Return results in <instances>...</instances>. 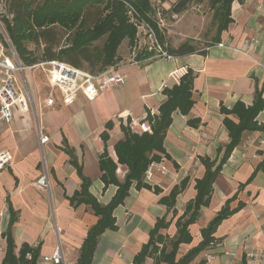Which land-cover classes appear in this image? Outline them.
I'll return each mask as SVG.
<instances>
[{
    "label": "crops",
    "instance_id": "obj_1",
    "mask_svg": "<svg viewBox=\"0 0 264 264\" xmlns=\"http://www.w3.org/2000/svg\"><path fill=\"white\" fill-rule=\"evenodd\" d=\"M231 14L220 36L216 28L212 44L193 54L129 58L120 50L117 69L125 84L95 100L79 92L65 104L55 90V105L48 107L46 77L32 83L35 110L15 107L13 120L0 122V152L11 160L0 171V264L8 236L17 257L28 247L26 257L37 251L44 264L60 246L65 264L78 263L99 221L91 204L77 203L87 199L84 185L99 205L112 202L129 174L118 146L143 134L138 123L153 133L165 91L188 73L193 106L173 113L161 150L149 154L154 161L142 182L133 180L114 209L117 228L99 237L91 264H258L250 254L264 249V106L255 118L261 129L245 130L228 156L226 121L239 124V105L264 102V0H235ZM41 134L49 137L44 145ZM45 165L49 191L37 185ZM210 172L215 178L206 188ZM224 209L228 216L210 235L220 244L199 250Z\"/></svg>",
    "mask_w": 264,
    "mask_h": 264
},
{
    "label": "trees",
    "instance_id": "obj_2",
    "mask_svg": "<svg viewBox=\"0 0 264 264\" xmlns=\"http://www.w3.org/2000/svg\"><path fill=\"white\" fill-rule=\"evenodd\" d=\"M131 1L142 16L149 17V14L152 13L148 0ZM194 1L202 2V0H179L173 4L170 11L180 14ZM210 1L212 3L214 24L217 27L219 37L222 31L232 23L231 7L235 0ZM8 5L9 10L15 14L12 23L4 20V23L9 28V38L16 49H18L17 51L22 54V57L30 65L57 60L91 73H99L108 65L113 64L122 41L128 39L130 43H133L137 34V29L128 20L123 2L106 4V0H10ZM92 11H96V13H94L95 15L91 22L88 23ZM106 11L109 12L105 15ZM84 15H86L85 24ZM32 19L37 27L32 29V34H29L25 29L33 27L31 26ZM80 19L81 23L78 24ZM153 25L162 40L159 28L154 22ZM73 29L75 30L74 36L71 37L70 31H73ZM67 33L71 37V45L60 49V43ZM29 37L33 38L36 44L43 45L42 51L37 56L25 55L26 49L23 41ZM104 37H106V41L101 48L94 45ZM196 51L198 49L194 45L186 42L179 48L172 50V53L180 56L193 54ZM193 79V75L188 73L181 78L179 85L165 91L168 99L160 107V116L152 127V134L143 133L141 136L130 134L127 140L118 146L119 161L128 166L129 174L127 182L120 185L118 193L109 205H99L86 192L88 183L84 185L83 193L84 196H87V199H80L77 203L86 202L91 204L95 214L99 217V221L90 229L77 264H91L99 237L107 229L115 230L117 228L113 211L127 197L133 180L138 181L139 184L142 182L149 165L154 161V158H150L149 154L154 150H161L165 134L172 122L173 113L177 110L182 113H188L193 106ZM263 106L264 102L260 101L252 108H245L239 105V108H241V122L235 124L231 121H226L231 136V143L226 149L227 156L240 143L241 135L245 130L261 129L257 125L255 118ZM225 161L226 159H223L218 167L219 170ZM216 172H210L207 175L206 188H208L207 185H211ZM224 210L210 225L209 230L205 234L206 240L202 243L199 250L208 247L213 248L220 244V242L210 238V235L219 222L228 216L224 213L227 210ZM7 242L8 249L3 264H39L37 251H33L32 257L29 259L26 254L31 249L25 247L20 257H17L12 237L8 236ZM143 256L144 254L141 257ZM138 264L142 263L139 261Z\"/></svg>",
    "mask_w": 264,
    "mask_h": 264
},
{
    "label": "rangeland",
    "instance_id": "obj_3",
    "mask_svg": "<svg viewBox=\"0 0 264 264\" xmlns=\"http://www.w3.org/2000/svg\"><path fill=\"white\" fill-rule=\"evenodd\" d=\"M9 1L10 0H8L7 2L8 4ZM178 1L179 0H148L149 8L151 9L150 11H152V13L149 14V17H144L137 10V7L131 0H106V4H113L115 2L124 3L128 20L137 29V34L133 43H130L128 39H124L122 41V43L119 45L118 55L115 56L113 64L108 65L104 70H112L118 68L121 65V62L119 61L120 50H124L126 52L125 57L129 58L131 56L150 57L158 54L157 43L161 44L163 46V49L171 55L173 54L172 50L179 48L186 42L194 45L198 50L211 45L212 38L215 36V30L217 28L213 20V9L211 1L202 0V2L200 1V3L194 1L188 5L187 9L183 11L182 14L170 11V8L173 6V4ZM8 4L6 12H8L9 16L12 19L15 17V14L9 10ZM93 10L95 9L93 8ZM108 12L109 11H106L105 15ZM94 13H96V11H92V15L90 16L91 18L88 20V23H90L93 19L95 15ZM83 17V20H85V24L86 15H84ZM4 20H1L0 22L2 25L0 26V34L2 35H0V49L2 47L5 48V54L7 56H10V59L13 63L17 64V60L11 52V49L14 48L18 53L19 59L22 64L30 65L28 64V62H26L25 58L22 57V54L17 51L18 49H16V47L13 45L8 35V25L4 23ZM159 21L163 23H160ZM153 22L159 28L160 34L162 35V40L157 33ZM80 23L81 19L78 24ZM31 26L33 27H27V29H25V31L29 34H32V29H35L37 27L35 23H33V19L31 20ZM139 26L140 28H138ZM169 30L171 36L168 35ZM74 31V29L73 31H70L71 37L74 36ZM151 34H153V36L155 35L157 39L150 37ZM71 37H69V33H67L65 38L60 43V49L69 47L71 45ZM105 41L106 37L102 38L94 45L101 48ZM23 44L26 46H24V48L26 49L25 55L31 54V56H37L43 49V45L36 44L31 37L26 38L23 41ZM165 44H168V50L164 48ZM42 76H44V74L41 71L35 72L34 70H32L26 72L25 75L21 74L20 79L22 84L25 85L26 88L28 85L33 90L36 85V81L43 79ZM32 83H34L35 85H33Z\"/></svg>",
    "mask_w": 264,
    "mask_h": 264
},
{
    "label": "built area",
    "instance_id": "obj_4",
    "mask_svg": "<svg viewBox=\"0 0 264 264\" xmlns=\"http://www.w3.org/2000/svg\"><path fill=\"white\" fill-rule=\"evenodd\" d=\"M7 2L8 0H0V22L6 19L12 23L13 18L11 19L8 12H6ZM0 26H2L1 23ZM150 37L156 38L153 34ZM157 49L159 57L165 59L173 58L171 54H168L163 49L161 44L157 43ZM11 52L17 60V64L13 63L10 56L5 54V48L2 47L0 49V122H11L14 118L13 109L15 107H18L22 112H27L31 108L35 110L33 90L28 85L26 88L20 79L21 74L25 75L28 71H41L46 77L48 88L51 92L46 101V106L48 107L55 105L53 94L55 90H59L65 104H71L79 92L87 99L95 100L101 91L125 84V76L117 68L105 72L91 73L57 60L44 61L27 66L22 64L14 48L11 49ZM137 126H139L142 133L151 132V127L145 123H138ZM40 141L44 145L49 141V137L41 134ZM10 161V157L6 153L0 152V171ZM161 169L163 173L167 172L164 166ZM37 185L44 190H50V176L46 165L43 174L37 180ZM250 258L256 260L258 264H264V249L250 254ZM212 259L213 255L207 256V261ZM42 262L44 264H65L61 247L58 246L52 256L44 257Z\"/></svg>",
    "mask_w": 264,
    "mask_h": 264
}]
</instances>
